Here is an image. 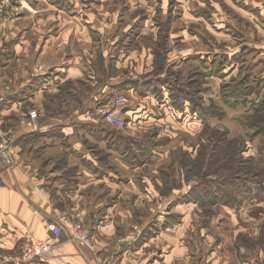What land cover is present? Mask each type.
Instances as JSON below:
<instances>
[{"label": "rangeland", "instance_id": "1", "mask_svg": "<svg viewBox=\"0 0 264 264\" xmlns=\"http://www.w3.org/2000/svg\"><path fill=\"white\" fill-rule=\"evenodd\" d=\"M167 16L168 51L163 52ZM40 50L44 53L39 56ZM238 50L251 64L264 58V0H0L1 127L16 132L13 145L19 153L43 128L50 136L58 134L60 126L97 128L92 143L78 135L96 163L94 172L105 171L117 179L134 170L147 178L143 185L157 192L159 212L144 208L135 217L143 226L136 223L139 239L158 232L154 246L147 243L142 249L143 264L152 250L160 261L166 238L177 240L181 234L184 243L195 248L203 238L221 237L230 244L235 238L236 243L264 250V190L256 182L264 184V164L239 160L241 155L256 156L259 141H248L249 129L239 122L247 108L222 102V79L215 75L207 78L201 99L204 104L212 100L221 117L203 119L188 111L187 101L182 111L174 110L166 87L157 85L161 100L151 87L144 88L161 55L172 68L160 76L183 83L186 73L200 67V59L211 51L230 55ZM60 63L75 64L79 75L62 81L61 72L54 69ZM261 67L256 65L252 73ZM132 81L142 92L130 87ZM103 93L126 97L121 111L127 114L119 111L125 121L122 129L106 126L99 131L101 123L93 110L104 101ZM32 108L39 113L40 127L27 131L23 121ZM99 136L104 137L105 149ZM60 140L68 142L65 136ZM119 155L131 165L126 170ZM200 156L204 157L199 161ZM239 173L240 177L226 178ZM204 179L217 187V194L235 195L234 205L186 201L188 190ZM165 198L172 202L165 203ZM65 217L90 231L82 218ZM166 224L169 228L162 229ZM191 257L193 263L198 261L197 255ZM0 264L7 263L0 258Z\"/></svg>", "mask_w": 264, "mask_h": 264}, {"label": "crops", "instance_id": "2", "mask_svg": "<svg viewBox=\"0 0 264 264\" xmlns=\"http://www.w3.org/2000/svg\"><path fill=\"white\" fill-rule=\"evenodd\" d=\"M42 53L40 50L38 55ZM54 69L61 72L62 81L80 72L75 64L64 67L60 63ZM108 96L103 93V100ZM120 112L127 114L125 110ZM75 128L60 126V132L52 136L43 128L21 153L13 145V164L0 169V255L14 252L26 237L48 239L51 235L47 224L70 215L72 219L79 217L86 221L95 239V251L71 242L63 231L40 264H143L142 249L148 244L154 246L158 232L139 239L141 228L136 223L142 224L135 217L144 208L147 212L153 213L154 209L159 212V204L154 202L157 192L143 185L147 178L143 180L134 170L117 179L105 171L94 172L96 163L89 151L82 148L78 135H84L87 143H92L97 128L91 125ZM64 136L67 143H61ZM99 138L101 148L105 149L104 137ZM106 152L109 155L111 150L106 148ZM124 156L119 155V159L126 170L131 165ZM67 170L73 174L66 173ZM165 200L167 204L172 202ZM168 228L169 224L162 227ZM183 236L177 240L167 237L165 247L160 250L161 260L152 250L144 264H172L179 259L184 264H264L263 249L236 243L235 238L230 244L226 238L206 237L195 248L184 243ZM123 237L128 240L123 242ZM259 252H263L262 256H255ZM191 255H197L196 263Z\"/></svg>", "mask_w": 264, "mask_h": 264}, {"label": "trees", "instance_id": "3", "mask_svg": "<svg viewBox=\"0 0 264 264\" xmlns=\"http://www.w3.org/2000/svg\"><path fill=\"white\" fill-rule=\"evenodd\" d=\"M169 23L170 17L167 16L164 21V25L166 24V27L164 26V41L166 43L164 47L160 46L163 52L168 51L166 45L170 29ZM233 34H236V37L239 35L237 32ZM157 53L159 54V51L153 53V55ZM166 59V55H161L159 63L153 64V68L155 69L152 74L153 78L152 80L149 79L144 84V88L151 87L161 100L162 96L157 85L166 87L169 92L168 100L172 109L182 111L185 108V101H187L188 111L196 113L198 116L205 119L207 117L221 115L219 114V110L215 109L216 105H214L212 100H210V103L204 104L201 99V92L207 89L205 86L207 78L213 75L220 77L222 81L219 85V95L222 102L233 108L239 105L247 108L249 112L244 113L241 119H239V122L245 128L249 129L248 141H252L255 138L259 140L256 146V156H249L245 159V157L241 155L239 160L243 161V163L256 160L264 164V58H260L257 62L251 64L245 59V53L242 50H238L230 55L227 53L220 55L211 51L204 59H200V67H194L193 73L189 71L186 73V80L183 83H179L177 78L171 81L167 76H160L163 72L169 73L171 71L172 65L167 64ZM256 65H262V67L255 73L256 76H253L255 74L252 73V68ZM226 77H228V79H226ZM137 84L136 81H132L130 87L136 91L139 90V92H142ZM192 86L198 87L197 90H193ZM99 126H101V128L106 127L102 123ZM203 157L204 156H200L199 161ZM231 161L235 162L233 158ZM238 165L242 166V163H238ZM240 176L239 173L226 178H237ZM205 180L206 179L197 182L196 185L188 190L186 193V201L196 202L200 205H215L217 203L227 207H232L234 205L235 195L228 192L225 194H217V187L210 183H203ZM256 182H258L259 188L264 190V184H261L260 181Z\"/></svg>", "mask_w": 264, "mask_h": 264}, {"label": "built area", "instance_id": "4", "mask_svg": "<svg viewBox=\"0 0 264 264\" xmlns=\"http://www.w3.org/2000/svg\"><path fill=\"white\" fill-rule=\"evenodd\" d=\"M125 106L126 97L121 93H113L108 98L106 97L102 103L95 105L93 114L99 123L122 129L125 126V121L119 111ZM23 127L27 131H34L40 127L39 113L35 108L26 112ZM15 139L16 132L12 129H2L0 123V169L13 164V143ZM47 230L51 235L48 239L26 237L21 240L14 252L1 255V261L7 264H40V260L52 250L55 239L63 231L67 233L71 242L84 246L93 252L96 249L95 239L84 224L70 221L65 216L59 222H49ZM127 240L128 237L122 239L123 242Z\"/></svg>", "mask_w": 264, "mask_h": 264}]
</instances>
